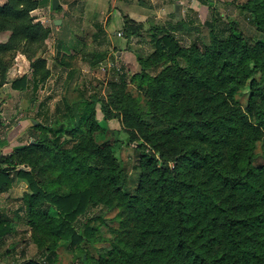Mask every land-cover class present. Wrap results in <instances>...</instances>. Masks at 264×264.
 <instances>
[{
    "label": "trees",
    "instance_id": "1",
    "mask_svg": "<svg viewBox=\"0 0 264 264\" xmlns=\"http://www.w3.org/2000/svg\"><path fill=\"white\" fill-rule=\"evenodd\" d=\"M209 2L202 0L198 12L202 24H210L209 43L190 46L176 34H199L203 27L176 13L162 24L124 15L128 39L148 31L155 45L147 57L138 56L134 87L125 79L116 82L102 102L104 121L120 118L140 152L135 181L115 154L119 141L95 139L102 131L95 101L72 82L65 108L45 123L36 120L28 145L0 152V192L13 187L14 177L27 181L30 192L22 199L33 238L41 248L44 238L53 239L46 249L52 264L58 240L81 250V264H264V164L257 163L264 139V0L238 5L263 34L258 41L236 22L226 38L219 37ZM51 5L52 0L0 3V89L19 51L37 83L51 76L44 54L52 29L31 15ZM71 75L76 79L77 71ZM28 84L23 76L11 86L24 91ZM246 91L243 107L239 96ZM108 127L103 132L112 134ZM22 164L28 168L17 169ZM101 203L120 208L121 227L111 247L94 256L96 219L78 222ZM12 223L0 219V244L13 232Z\"/></svg>",
    "mask_w": 264,
    "mask_h": 264
},
{
    "label": "rangeland",
    "instance_id": "2",
    "mask_svg": "<svg viewBox=\"0 0 264 264\" xmlns=\"http://www.w3.org/2000/svg\"><path fill=\"white\" fill-rule=\"evenodd\" d=\"M246 1L210 0L209 6L214 18L212 21L215 20L216 34L219 37L226 38L230 33V23L236 22L238 28L252 41L263 39V34L254 26L252 17H249L241 9L240 13L236 9L238 5ZM0 2L5 3L6 0H0ZM110 2L116 3L115 0H88L81 7L82 10L79 8L78 11L71 6L73 3H70L66 11H63V6L61 10H53L51 5L38 8L31 13L37 21L48 20L52 27H55L53 24L55 18L61 20L60 18L63 17L65 24L60 32L51 33L47 40L44 58L52 74L45 83H37V87H41L39 92L36 93V83L33 82L35 77L31 75L33 72L30 61L20 51L14 54L8 73L9 81L0 89V148L3 149L12 143L16 144V141L23 142L22 146L28 145L33 138L29 134V132H34L32 123L36 124V121L33 120L45 123L46 116L49 115L53 118L58 107L65 108L64 101L67 97L68 87L72 82L73 88L78 86L86 90L89 100L95 101L96 119L102 127V131L95 133V139L101 142L111 136L118 140L119 143L114 149L115 154L131 176L132 181L136 180L139 174V169L136 166L140 152L137 151L134 144H130L129 133L123 127L120 118H112L108 123L104 121L102 102L108 99L111 93L110 88L116 82L125 79L123 81L129 83L130 88L134 87L131 77L141 71V65L137 60L138 56L147 57L155 50V45L152 43L148 31H145L141 37L129 39L125 34L117 35L119 32L122 33L124 15H128V12L132 13L134 17L139 16L140 13L150 15L147 8H143L137 3L131 5L120 3L118 5L117 3L113 6ZM183 2L186 11L183 13L182 10H179L181 17L188 22L193 20L191 24L203 28L199 34H192L191 37L178 35L180 42L184 46H190L193 42L209 43L210 27L208 25L210 26V24H202V17L195 13V9L191 7L193 6L196 10L201 8L202 0H185ZM153 18L157 24H162L167 17L157 19L153 16ZM6 39L7 34L4 35L2 41H6ZM127 44L129 45L127 46ZM119 48H125L126 58H118ZM58 52L66 56V61L62 59L61 55H58ZM76 71L75 79L71 74ZM26 75L33 77L30 80L28 78L29 89L22 92L18 90L19 92L15 93L16 101L11 102V106H3L11 95L9 90H14L10 87L12 82ZM8 85L9 87L6 89ZM34 89L35 92H33ZM248 95L249 93L246 91L239 96L243 107L247 105ZM92 96H95L96 99H93ZM40 104H42L41 107H39ZM19 107H22L23 110L19 111ZM106 127L113 133L110 134V131L107 130L103 132ZM63 139L66 137L64 136ZM258 152L261 157L257 163L262 165L264 164V139L258 145ZM22 168L27 169L28 167L22 164L17 169ZM56 175L53 172L49 175V179H54ZM14 178L18 181L20 189L0 192V219L5 217L12 219L14 227L13 232L6 235L0 244V264H52L53 261L50 262L47 259L46 249L53 247L54 241L44 238V248L39 247L35 242L22 199L25 193L30 192L29 186L26 180L21 181L19 177ZM46 179L47 176H44L43 180L46 181ZM120 212L119 207H108L101 203L99 206L92 207L87 215L79 218L78 226L89 218L96 219L93 224L98 226V230L95 240L91 242L92 246L90 245L94 256H97L99 251L111 247L121 227V218L118 217ZM55 214L56 212L52 210L51 215ZM56 252L57 257L53 264H81V250L69 247V244L64 240L57 241Z\"/></svg>",
    "mask_w": 264,
    "mask_h": 264
},
{
    "label": "crops",
    "instance_id": "3",
    "mask_svg": "<svg viewBox=\"0 0 264 264\" xmlns=\"http://www.w3.org/2000/svg\"><path fill=\"white\" fill-rule=\"evenodd\" d=\"M147 2V4L146 5H141L139 2H138V0H134V1H132L130 4H126V3H124L122 0H115V2L116 3H111L110 2V4H112L113 6L114 5H117V3H118V5H119V3L120 4H122V5H131V4H134V3H137V4H139V5H141L143 8H147V10H149V12H150V15H145V13H140L139 14V16H133L132 15V13H130V12H128V15L127 16H129V18L130 19H132V20H134V21H136V22H139V23H145L147 20H148V18H150V17H153V16H155V17H157V19L158 18H161V19H164V17L166 16L167 18H166V21L167 20H169L170 19V15H171V13L173 14V13H176L177 14V12L175 11L174 12V8H175V10H176V7L177 6H179L178 8V14H177V18L179 19L180 17H181V15H180V11L179 10H182V12L184 13L186 10V8H185V6H184V2L183 1H185V0H146ZM60 2H61V5L63 6V11L65 10H67V7H68V5L70 4V3H73V5L71 4V6L72 7H75L76 8V11H78L79 10V8L82 10V6L86 3V2H88V0H70V1H68V0H60ZM0 3H3V2H0ZM75 4V5H74ZM192 7V9H195L194 11H195V13H198L199 11H200V8L199 9H197L196 10V8H194L193 6H191ZM75 8H72L73 10L75 9ZM115 8H119V7H116L115 6ZM84 9H85V7H84ZM120 9V8H119ZM236 9H238V12L240 13V8L239 7H236ZM87 10V9H86ZM190 12H193V11H190ZM170 14V15H169ZM58 18H55L54 20H53V24H55V20H57ZM61 19V21H62V24H60V25H56L55 24V27H52V25L51 24H49V22H48V20H43L42 21V23L46 26V27H50L51 29H52V33L54 34V32H60V30L63 28V26H64V24H65V19L62 17V18H60ZM182 19H183V17H182ZM183 20H186V19H183ZM190 22H193V20H190ZM123 24H124V19H123ZM196 24V23H195ZM122 28H123V26H122ZM121 31L123 32V29H121ZM120 33V32H119ZM119 33H117V35H119ZM123 34V33H122ZM178 35H182V36H186L187 34H176V37L179 39L180 37L178 36ZM187 36H192V35H187ZM47 43H48V41H47ZM129 44H127V46H128ZM124 49L125 48H119V51H117V55H118V58L119 59H123V58H126V52L124 51ZM24 59H26L25 57H24ZM31 75H33V73L31 74ZM28 78H29V80L31 79V77L32 76H28V75H26ZM23 77V76H22ZM34 77V76H33ZM32 77V78H33ZM33 82L34 83H36V86H35V89L37 90L36 91V93L37 92H39L40 90H41V87H37V82H36V80L34 79L33 80ZM32 86V85H31ZM7 87H9V85L8 86H6V89H7ZM10 87H12V86H10ZM28 87H29V84H28ZM29 88H27V90H28ZM35 89H34V91L33 92H35ZM9 91H11V95L9 96V100L6 102V103H4V105L3 106H6V105H9V106H11V102H14V101H16L15 100V95L19 92L18 90H16V91H14V90H9ZM22 92V91H21ZM16 93V94H15ZM42 106V104H40V106L39 107H41ZM19 111H22L23 110V108L22 107H19V109H18ZM33 121H36V120H33ZM36 124H37V121H36ZM35 123H32V127H33V125H36ZM26 134H28V133H26ZM29 134H31L30 135V137L32 138V137H34V134H35V130H34V132H29ZM32 140V139H31ZM1 143V142H0ZM12 143V142H11ZM12 145V146H11ZM11 145H9V146H6L5 148H0V152H1V154H6V153H9V152H11L12 150H14L16 147H18V146H22V145H24L23 144V142H19V141H16V144H14V143H12ZM21 181H22V179H20ZM18 188L20 189V186H19V184H18V181H16V179L14 180V183H13V187L10 189V191H17L18 190Z\"/></svg>",
    "mask_w": 264,
    "mask_h": 264
},
{
    "label": "water",
    "instance_id": "4",
    "mask_svg": "<svg viewBox=\"0 0 264 264\" xmlns=\"http://www.w3.org/2000/svg\"><path fill=\"white\" fill-rule=\"evenodd\" d=\"M61 5V2H60V0H52V8H53V10H57L58 8H59V6ZM179 6H177L176 7V12H177V14H178V8ZM62 23V21L61 20H55V24L56 25H59V24H61Z\"/></svg>",
    "mask_w": 264,
    "mask_h": 264
},
{
    "label": "built area",
    "instance_id": "5",
    "mask_svg": "<svg viewBox=\"0 0 264 264\" xmlns=\"http://www.w3.org/2000/svg\"><path fill=\"white\" fill-rule=\"evenodd\" d=\"M122 33H119V36L121 35Z\"/></svg>",
    "mask_w": 264,
    "mask_h": 264
}]
</instances>
